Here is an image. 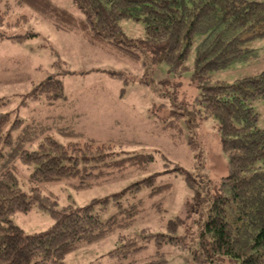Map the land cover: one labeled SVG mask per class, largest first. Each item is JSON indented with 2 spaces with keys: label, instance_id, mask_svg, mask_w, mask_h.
I'll return each mask as SVG.
<instances>
[{
  "label": "trees",
  "instance_id": "16d2710c",
  "mask_svg": "<svg viewBox=\"0 0 264 264\" xmlns=\"http://www.w3.org/2000/svg\"><path fill=\"white\" fill-rule=\"evenodd\" d=\"M17 1L44 15L57 28L125 55H135L129 48L136 44L121 45L124 40L119 22L141 20L146 40L139 45L160 52L175 74L189 70L186 61L195 39L202 37L195 48L194 62L202 88L199 115L217 121L228 174L212 185L179 169L193 191L186 213L187 218H193L192 226L180 235L184 220L177 218L168 222L167 233L144 229L133 238L120 236V247L111 256L125 258L154 242L158 250L147 264L168 263L167 253L160 250L164 245L190 249L196 264H264V129L258 128V115L251 107L255 100L264 101V71L233 83L210 78L211 72L252 54L243 34L258 28L257 35L264 36V1L73 0L85 19L50 0ZM40 93L48 103L56 102L64 95L62 81L46 79L34 90L33 98ZM4 105L0 99V108ZM9 121L10 114H0V264H65V256L81 244L97 242L137 220L143 207L142 201L135 199L143 184L152 187L151 195L171 189L168 183L156 186L155 176H150L84 207L59 208L55 196L43 193L42 183L78 179L77 188H89L117 173L147 170L153 155L125 152L120 143L95 139L83 144L61 143L50 134V127L16 120L7 128ZM190 142L198 146L194 139ZM17 160L34 167L28 192L20 189ZM111 202L117 212L104 221L102 212ZM34 206L49 213L55 223L44 232L27 235L9 218L15 213H28ZM156 206L162 210L161 204ZM140 241L142 245H138ZM138 261L133 258L130 263Z\"/></svg>",
  "mask_w": 264,
  "mask_h": 264
},
{
  "label": "rangeland",
  "instance_id": "374dc122",
  "mask_svg": "<svg viewBox=\"0 0 264 264\" xmlns=\"http://www.w3.org/2000/svg\"><path fill=\"white\" fill-rule=\"evenodd\" d=\"M50 1L85 19V13L73 0ZM119 24L124 40L121 45L136 44L129 48L135 55L94 46L81 34L57 28L44 15L17 0H0V99L5 102L0 114H10L7 128L16 120L40 123L50 127V134L61 143L109 141L122 144L125 152L154 157L145 171L130 169L84 189L77 188L78 179L46 182L40 185L43 193L55 196L59 208H78L94 199L112 197L150 176H155L156 186L171 184L169 191L153 195L152 187L143 184L135 199H140L143 207L137 220L97 242L81 244L65 256V264H133V258L139 260L136 264H147L158 250L154 242L125 258L111 253L119 249L120 236L133 238L144 229L167 233L168 222L177 218L184 220L180 235L192 226L193 218H187L186 213L193 191L179 169L212 185L228 174L217 121L199 115L202 88L194 62L195 48L202 37L195 39L186 61L189 70L175 74L160 52L139 45L146 40L143 21L122 20ZM257 31L258 28L251 29L243 34L252 54L211 72L213 82L233 83L264 71V36H258ZM53 77L62 81L63 97L48 103L40 93L34 99V90ZM251 107L258 115V128L264 129V101L255 100ZM60 130L75 135H62ZM190 138L198 144L196 148ZM15 165L20 189L28 192L34 167L20 160ZM159 204L161 211L156 206ZM116 207L111 202L102 212V219L114 215ZM9 219L27 235L44 232L55 223L49 213L37 206ZM160 250L167 253V264H196L190 249L164 245Z\"/></svg>",
  "mask_w": 264,
  "mask_h": 264
}]
</instances>
